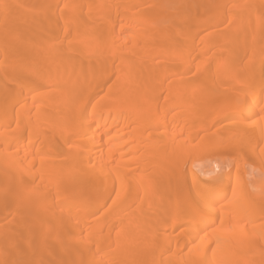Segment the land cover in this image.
Returning <instances> with one entry per match:
<instances>
[{
    "label": "bare ground",
    "instance_id": "6f19581e",
    "mask_svg": "<svg viewBox=\"0 0 264 264\" xmlns=\"http://www.w3.org/2000/svg\"><path fill=\"white\" fill-rule=\"evenodd\" d=\"M0 8V203L10 195L17 204L16 228L0 236L11 247L25 240L14 253L0 243V264H264V146L240 139L195 156L193 144L207 113L225 105L235 106L223 116L231 132L254 136L264 0ZM14 85L22 99L10 97ZM42 85L52 86L47 96L32 94ZM238 166H255L261 179L231 188Z\"/></svg>",
    "mask_w": 264,
    "mask_h": 264
},
{
    "label": "rangeland",
    "instance_id": "374dc122",
    "mask_svg": "<svg viewBox=\"0 0 264 264\" xmlns=\"http://www.w3.org/2000/svg\"><path fill=\"white\" fill-rule=\"evenodd\" d=\"M1 13H2V10L0 11V15H1ZM219 27L225 31H228L229 26H228V23L225 22V23H222V25ZM205 33L206 32L201 33L200 36L204 35ZM262 35L264 36V32H262ZM197 41H199V40H197ZM198 44L200 45V43H198ZM218 53L219 52H216V54H214V58H213L214 60H216L219 56H223V57L228 56V54H218ZM262 57L263 56H260V58H262ZM224 86H227V85L225 84ZM13 87L15 88V93L10 97L11 98L12 97H14V98L20 97L21 98L22 97L21 96L22 95L21 88H18L16 85H14ZM51 89H52V86H50V85H42L39 89H37L32 94H35V96H47L48 92ZM260 96H264V90L260 93ZM263 104H264L263 101H260L258 103V105L260 107H262ZM234 108H235V106L225 105L220 110L218 109V110L210 111L209 113H207L204 120L206 123L209 124V127L206 130L200 131L199 132L200 135L194 136L193 144L196 146V150L194 153L195 156L204 153L206 150L210 151V153H213L215 148H217L218 150H227V149L237 145L236 143H239L238 141L240 139H258L257 140L258 141L257 142L258 149L260 150L263 148V146H264V112L263 111L264 110L262 112H260L259 115H257L256 117L250 119V121H249V122H251V123H249L250 127H253L252 125H255L254 136L251 138H245V137H241L237 133L231 132V130L229 129V122H230L229 119L223 118V116L225 114L233 111ZM6 128L8 131L7 132L8 136L14 135V133H15L14 126H7ZM196 130H198V127L196 128ZM202 136H205L206 139H209V141H211V144L209 145V147L206 148V147H203L199 144ZM182 137H186V134H183ZM252 141L253 140H251L250 142H252ZM216 144H219V146L216 147L215 146ZM218 160L220 161L221 159L219 158ZM230 163H232V162L230 161ZM231 174H232L231 175L232 177L229 180L230 184L232 185L231 188H233V185L240 182L241 180H245V179L249 180L251 178H254V179L259 181L261 179L260 169H257L255 166H246V167L238 166L237 168L234 169V172ZM3 175H4V170L0 168V179L2 178ZM186 180H187V178L185 176L184 180H182L180 182V184L183 185L186 182ZM224 181H225V179H224ZM224 181L218 182L217 184H222ZM229 196L230 195H226L222 199V203H225L229 199ZM5 202H7L8 205ZM3 203H0L1 204L0 211H8V215L5 218H2L3 220L0 218V228L6 229V231L9 232V231H12L13 228H16V225L14 223V218H15V214H16V212H14V210L16 209V207H15L16 198H14L13 196H10V195H4L3 196ZM3 206H4V208H2ZM170 220H171L170 216L165 218V219H160L156 222L155 227L156 228H163V227L167 228L168 225H166V224H168L170 222ZM260 223L263 226L264 225V219L261 220ZM214 226L211 227V229L205 231V233L206 232L208 233V231H211L212 229L217 228L218 224H216ZM226 229H228V228H226ZM230 230H232L231 227H230ZM233 230L235 232L237 231L236 229H233ZM35 231H36V229H35ZM186 232H187L186 227L178 228L177 230H175V232H173L172 238L177 240V241H181L182 240L181 238H183V236L186 234ZM212 232H215V231H212ZM212 232H209V233H212ZM210 235L214 236L215 233L210 234ZM20 236H22V239H23V235H20ZM22 239H21V237H17L15 239V241L13 242L12 246L14 245V247L16 248V247H20L21 245H23L25 240L22 242ZM0 243H2V245H3V250H9V251L14 253L15 248L11 247L9 245L7 238L0 236ZM213 246L214 245L212 244V250H213ZM141 250H142V246H138L137 251L140 252ZM183 251H184L183 253H186L188 250L185 249ZM23 252H24V249H23ZM48 255H49L48 253H42V255L40 257L41 258L47 257Z\"/></svg>",
    "mask_w": 264,
    "mask_h": 264
}]
</instances>
